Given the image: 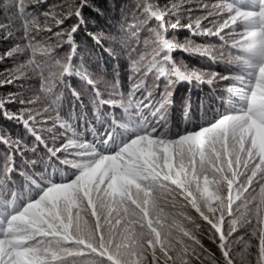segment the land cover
<instances>
[{
	"label": "trees",
	"instance_id": "1",
	"mask_svg": "<svg viewBox=\"0 0 264 264\" xmlns=\"http://www.w3.org/2000/svg\"><path fill=\"white\" fill-rule=\"evenodd\" d=\"M198 1L87 0L80 7L81 0H41L39 3L23 0L27 7L26 12L21 14L16 7L8 6V0H0V81H12L0 86V101L14 98L0 110V238L11 243L16 264H106V261L93 256H72L78 248L75 241L79 238V242H85L82 236L78 237L77 226L86 231L93 242L96 240L94 221L84 213L86 210L77 196L78 183L96 200L98 222L104 229L106 239L110 232L115 235L117 231L133 229L129 225L139 223L140 213L132 204L123 201L121 185L131 184L132 190H137V187L121 175L118 153L121 148L131 150L133 138L138 142L140 139L150 141L157 137L150 133L156 127L151 130L145 127L149 128L165 119L168 120L163 123L171 119L172 124V117H176L175 98L178 103H184L188 98L186 111L190 118L186 114L188 121L181 131L175 133H181L179 139L184 144L200 145L202 148L200 142H193L187 136L224 115H231L232 120L226 125L228 136H231L229 143L243 148L239 141L246 132L247 137L251 136L250 147L255 149L253 156H261V165L264 166V123L247 113H231L234 106L244 104L243 99L228 91L229 87L239 88L238 82L232 79L219 80V77L213 79L214 73L229 77L243 75L238 59L241 54L237 50L240 34L254 37L264 31L258 0H201L197 7L194 2ZM19 2L12 0L14 4ZM229 4L231 10L227 7ZM214 5L223 7L216 8ZM79 7L83 23L73 33L76 45L73 51L72 45L66 42L67 36H57L56 33L71 29L77 23V17H67L57 26L53 16L45 20L44 13L53 12L57 14L56 18H63L69 11L74 12ZM153 12L157 13V18L151 17ZM164 13L169 14L164 16ZM207 13H211L210 16L218 24L204 23ZM233 16L236 22L241 23L239 30L222 31L221 36L203 34L207 28L215 32L225 20L228 21L227 26L232 25ZM198 19L199 29L196 27ZM177 20L180 22L179 27L168 28L170 23ZM37 22L51 31H35ZM130 25H136V28L130 29ZM162 25H165L166 32ZM198 32L200 34H196ZM97 35L99 41L95 38ZM163 39L172 45L171 48L164 46ZM13 48L15 53L7 56ZM168 57L170 60L165 63ZM175 67L189 75L190 82L179 81ZM197 75L201 79L197 80ZM209 79H213V83L209 84ZM89 80L94 82L95 87L88 83ZM36 81L38 89L32 92L29 88L26 92L28 96L25 95L23 89L27 85L24 84L29 82L30 85ZM55 87L64 90L63 102L57 103L58 107H54V111L50 110L37 118L42 114L41 107H48L45 100L56 97ZM72 88L79 92V100ZM214 91L218 92L220 101ZM143 99L146 102L137 111L130 109L137 107L135 101L141 102ZM229 99H232L231 104L227 102ZM30 101H34L31 104L36 111L27 107ZM149 103L152 104L150 113L144 109ZM108 104L121 106L123 110L112 114L108 111ZM199 109L202 112L210 111L200 121L195 120V115L191 113V110ZM21 113L25 120L29 119L27 113L40 120L35 125H25L23 119L14 117H20ZM113 118L114 124L110 126ZM245 118L248 123L240 127ZM51 121H55L53 125L59 129V134L55 136L48 132ZM118 123L130 127L127 133L117 127ZM78 127L87 136L89 132L92 133L93 139L96 133L101 141L96 140L97 144L86 150L80 149L87 141L80 140L81 134L75 132ZM115 129L120 131L117 144L114 140L115 135H118L113 132ZM33 131L48 141L47 146L51 149L49 153L46 152V146L32 152L29 150L38 145L42 147ZM107 133H112V136L106 137ZM55 141H60V145L57 146ZM62 148L67 154L58 157L66 161V166L53 157V153L62 152L58 151ZM234 149L226 148L233 161L237 157L247 159L241 152L235 154ZM39 153L42 156L44 153L47 160L41 158ZM213 154L217 159L220 158L218 150L213 151ZM207 159V154L200 158L197 153L192 165L182 170L186 179L194 181L200 178L201 183L207 177V174H200L204 167L212 175V181H222L225 173L230 175L227 160L223 158L222 171L219 168L214 171ZM221 163L217 162V165ZM31 165L44 170L47 178L39 180L30 172ZM60 170L61 175L57 172ZM239 170L246 173L238 178L239 183L244 185L247 183V174H251V165ZM12 174L17 175L12 177ZM253 183L255 192L241 194L240 199L234 201L231 217L227 216L228 196L231 189L235 199V186L231 184L227 194L223 193V231L226 233L231 230V219L237 220L234 225L236 231L228 238L233 264H257L259 256V228L264 227V224L255 223V210L250 209L249 205L253 195L255 203L259 204V187L264 184V175L258 172ZM17 185L22 189L21 193L14 188ZM161 185L164 184L160 180L156 182L153 195L146 205L149 218L157 221L161 229V242L167 243L176 237L175 229L170 230L169 225L182 223L184 230L196 235L202 246L197 249L199 259L194 257L193 264H212L213 258L215 264H225L223 250L219 246V233L187 204L185 194L178 196L171 192V186L164 185L161 188ZM193 191L199 192L195 185ZM162 192L164 194L161 197ZM139 194V199L143 200L144 196ZM41 201L55 207V217ZM203 206L200 211L205 215L217 219L220 217V214H216V207L209 203H203ZM249 211L253 212L252 216H248ZM133 215L136 218H132ZM245 217L253 222L251 227L243 222ZM27 221L43 227V231L25 228ZM252 227L257 228V236H252ZM44 231L52 236L45 238ZM65 234L67 237H63ZM70 236L72 243L66 244ZM184 242L191 247L190 240L184 238ZM158 256L163 261L159 250ZM145 257L144 264H153L152 259Z\"/></svg>",
	"mask_w": 264,
	"mask_h": 264
},
{
	"label": "snow or ice",
	"instance_id": "2",
	"mask_svg": "<svg viewBox=\"0 0 264 264\" xmlns=\"http://www.w3.org/2000/svg\"><path fill=\"white\" fill-rule=\"evenodd\" d=\"M41 0H32L31 3H39ZM87 0H81L80 7L86 3ZM259 9L261 10V14L264 15V0H258ZM8 6L16 7L18 13L26 12L27 5L23 4V0H20L19 3H12V0H8ZM80 7L77 8L74 12L69 11L67 16L63 18H56L57 14L53 12H45L44 17L45 20L48 19L50 15L55 19L56 25H60L63 23L64 19L67 17L75 16L77 17V23L74 24L71 29L66 32L56 33L57 36H67V43L72 45L73 51L76 48L73 39V33L77 30L79 24L83 23V19L80 13ZM213 7L221 8L223 5H214ZM228 9L231 10V5H227ZM158 9V8H157ZM222 12V11H221ZM219 12L218 14H220ZM169 13H164L163 15H167ZM211 15V13L209 14ZM151 17L157 18V13L153 12ZM207 19V17H204ZM233 23H235V17H232ZM179 20L175 23H170V27L175 28L179 27ZM228 25V21L225 20L219 27L216 28L215 32H212L210 28L204 29V35H217L220 36L221 30L225 29ZM3 27H6L3 25ZM130 29L136 28V25H130ZM165 28V25H162ZM191 28V25L188 26ZM196 27L199 29L200 21L199 19L196 21ZM35 31L43 32V31H51L50 28H46L41 26L39 22L35 25ZM167 29L165 28V32ZM196 34H200L199 32ZM25 38H28V34L26 33ZM95 38L99 41L100 37L97 35ZM223 39L222 37H220ZM239 48L238 52L241 54L238 59L241 68L243 69V75H236L233 77L219 75L217 73L213 74V79L219 77V80L232 79L240 84L239 88H230L228 91L230 93H235L241 99L244 100L243 106H234L231 113H247L248 115L255 117L261 123H264V31H261L259 35L254 37H248L243 34H240V40L238 41ZM166 48L170 45L165 43ZM15 53V48L9 51L6 55L11 56ZM170 60V57L165 58V63ZM180 79H189L188 76L181 74L179 76ZM196 79L199 80L201 77L199 75L196 76ZM213 79H209L207 82L209 84L213 83ZM11 80L0 81V86L3 84L11 83ZM89 84L94 85V82L91 80L88 81ZM254 92V94H253ZM171 96V93L169 94ZM14 100V98H9L8 101H0V110L4 109V106L7 102ZM34 101H30L29 103H33ZM23 103V101H21ZM232 101H229L231 104ZM152 107L151 104L148 105ZM7 116V115H6ZM29 119H23L24 114L21 113L20 117L23 119L25 125L29 124V122L34 119L31 117V114H28ZM232 120L231 115H224L219 120L209 124V126L202 127L200 130L195 131L200 140V144L203 146L202 148L197 147L192 144L184 145L183 142L180 144H173L171 148V156L162 157L159 167L151 162L142 161L138 156H134L129 152L121 153V156L124 159H121L120 162V173L127 180L134 182L137 187V192L141 193L144 196V199H138L129 194V188L132 186L131 184L124 183L121 185V193L122 199L125 200L126 203L132 204L137 211L140 213L139 219L144 223L142 227L147 228V239L136 237V234L133 229H127L125 232L117 231L115 235L113 233H109L108 238H105V232L103 227L100 226L99 222L96 224V240L93 242L91 237L88 235L86 231H84L80 226H77L78 237L82 236L84 239V243L79 242V238L75 243L78 245L76 251L72 254L80 257H89V256H99L102 260L106 261V264H144V257L151 251V258L153 264H161V257L157 255L156 246L159 244V252L162 253L164 259L162 264H193V258L195 257L197 260L199 259V255L197 253L198 248H202L200 245V240L196 238V235L185 231L182 223H176L173 225H169V229L172 228L176 231V237L174 239H170L167 243L161 242L160 240V227L157 226V221L149 218V214L147 212L146 205L149 203V198L152 197L154 191V185L157 181L163 180L168 184L174 183L177 188L181 190V192L191 191L193 185H195L197 191L200 190V178L192 180H186L183 176V172L181 178H177L175 169H182V164L185 160L192 162L196 159L197 153H199L200 158H204L207 154L208 159L207 163H209L210 167L215 171L219 168L221 171L223 170V158L225 156V148L226 147H235L237 152H241L243 155L247 156V159H241L237 157L235 161L232 160L231 156L227 157V163L230 165V175L226 177L227 182L229 184H233L235 190V199L232 195V190L230 189L228 196V205H227V216H233L232 205L235 200H239L241 194L248 193L249 191L255 192V188L253 187L254 177L260 172L264 175V166L261 165V156L256 155L253 156L255 149L250 147L251 144V136L245 138H240L239 143L243 144V148H240L239 145L233 146L229 143L231 140V136H226V125L229 121ZM248 123L247 118L240 124V127H243ZM158 131V130H157ZM212 137L215 140L216 144H212V140L209 139ZM179 136L177 137V140ZM133 147L135 146V138L131 141ZM163 147V145L161 146ZM216 148L219 152V156L222 160L220 165H217V157L213 154V148ZM62 149H58V151H62ZM120 159V157H117ZM177 160L180 162L178 163ZM251 165V174H247V183L241 185L239 183V177L241 175H246V173H242L239 168H248ZM235 178V179H234ZM260 184V183H259ZM165 187L161 185V188ZM260 200L259 204L255 203V196H252V203L249 205L250 209L255 210V223L257 225L264 224V184H260L259 187ZM164 193L162 192L160 195L162 197ZM185 198L189 200V202L194 206V208L198 211L200 218L203 221L209 223L213 229L219 233L220 240V248L223 250V256L225 264H233V260L231 258L230 252V243L228 242V238L231 237L232 233L236 231L234 225L237 223L236 219H231L230 223L233 225L230 231L224 232L222 229V222L225 219L224 212L221 210L220 217L213 218L212 216L205 215L203 212L199 210L198 201L192 200L190 197L185 195ZM80 199L83 200V195L80 196ZM89 201L91 204L90 211H96V200L89 196ZM44 206L53 213V217H55V207L53 205L48 204L46 201H41ZM239 211V208L236 209ZM99 213H97V216ZM253 212L249 211L248 216H252ZM95 218V217H94ZM245 224H248L250 227L252 226V221L248 219V217L244 218L243 221ZM159 229V230H158ZM130 233V235H129ZM252 236H257V228L252 227ZM184 238H187L192 242L191 247L187 243L184 242ZM259 256L257 259V264H264V227L259 228ZM106 257V259H105ZM0 264H16L15 256L13 253L12 245L10 242H7L6 248L2 254H0ZM212 264H215V260L213 258Z\"/></svg>",
	"mask_w": 264,
	"mask_h": 264
},
{
	"label": "rangeland",
	"instance_id": "3",
	"mask_svg": "<svg viewBox=\"0 0 264 264\" xmlns=\"http://www.w3.org/2000/svg\"><path fill=\"white\" fill-rule=\"evenodd\" d=\"M199 2H201V0L198 1V2H194V4H197L198 5L197 7H199ZM191 4H193V1H191ZM205 17H207V19H203V22L204 23H207V24H218L217 20H213L212 16H210L209 13H207V15H205ZM261 20H262V23L264 25V15H261ZM240 26H241L240 21L235 22L232 25H229L225 29L221 30L220 36L223 34L222 31L223 32H226V30H229V29H233V30L237 31V30H239ZM181 33L182 34H185L186 32H181ZM184 37L186 39L185 41L187 42L188 36L186 35ZM225 39H227V38L225 37ZM239 40H240V38H239ZM163 43L165 45V43H167V41L165 39H163ZM171 46L172 45H170L169 47L171 48ZM169 47H167V48H169ZM175 73H176L179 81H182V82H190V79L191 78L189 77V75H187L185 72H183L182 70H180L179 67H175ZM36 74H37V72H36ZM181 74L188 76L189 79H184V80L180 79L179 76ZM28 84H29V82H26L24 85H27V87H25L23 89L24 90L23 93L25 95H27V96H28V94H26V92L29 90V88L32 90V92L33 91H36L38 89L37 81H36V83H32L30 85H28ZM69 88H71V87L69 86ZM229 89H230V87H229ZM54 91L57 94L56 97L53 100H47V99L45 100V102L47 103L48 107L46 108L45 106H42L41 107V111H40V113H42V114L36 116L37 118L38 117H41L44 114H47L50 110L54 111L55 110L54 107H58V106H56V104L57 103L58 104H61L63 102V100H64V94H63L64 90H61V87H59V88H56L55 87ZM72 91H73V94L75 95V97L77 98V100H79L80 94L77 91V89L72 88ZM214 93H215V97H217L218 98V101H220L221 97H219L218 92L217 91H214ZM177 95H179V94H177ZM42 98L43 97L41 96V99ZM175 99H174V104L176 106L174 105V107L176 109V111H175L176 117L175 118L172 117V122L173 123L170 124V120L171 119H169V122L168 123H163L164 121L168 120V119H165V120H163L161 122H158V123H155L154 125H151L149 128L145 127L146 130H151L150 128L156 127L153 131H150V133L155 134V136H157V137H154V139H151L150 141L144 140V139H140V140H138V142L137 141L135 142V146L134 147L132 146V149L131 150L122 149L121 148V151L118 153V156L121 159H124V157L121 156V153H123V152H129L130 154H132L134 156H138L142 161L151 162L152 164H155L157 167H159V164H160V161H161L162 157H164V156H171V148H172V145L174 143L175 144H180L181 142H183L181 139H178L177 140V137L181 133H177V134H175V133L178 132V131H181L183 129V127L185 126V123L188 121V119L186 118V114L190 118V115H189L188 111H186V106H187V103L186 102H187L188 98L185 100L184 103H181V102L178 103ZM230 100L232 101V99H229V100H227V102L229 103ZM55 101H57V102H55ZM145 102H146V99H143L141 102H139L137 100V101H135V103H136L135 106H137V107L136 108H130V109L131 110H134V111H137V108L140 107V106H142ZM105 103H108V102H105ZM149 104H151V103H149ZM149 104H147L144 107V109H145V112H149L150 113L149 106H148ZM122 106H124V105H122ZM27 107L30 108L31 111H36L35 109H33L34 106L31 103L30 104H27ZM108 107H110V109L108 111H111L112 114H116L119 111L123 110V108L121 106H114V105L108 104ZM17 108L20 109L21 107H17ZM209 112H210L209 110H207L205 112H202L200 109L199 110H191L192 115H195V117H196L195 120H198V121H200L202 117H205L206 115H208ZM28 114L29 113H27V115ZM155 114H156V112L153 113L154 116H155ZM37 120H40V119H36V118L35 119H32L31 120V123H29V124L30 125H35L36 124L35 122H37ZM208 120H210V118ZM114 121H115V119L113 118L112 124H110V126H113V124H114L113 122ZM51 122H52V123H50L51 128L48 129V132L52 136L53 135L55 136V135L59 134V129L55 125H53L55 123V121H51ZM117 127H120V130L122 132H124V133H127V131L130 128V127L126 126L125 124H121V123H118L117 124ZM82 128L84 129V127H82ZM75 132L78 133V134H81L80 140H86L87 141L86 144L80 146V149H85L86 150L88 147L93 146V144L96 145L97 144V141L96 140L101 141L98 138V136H96V133H95V136H94V139H93L92 138V133L89 132L88 133V136L89 137H88L84 132H81V128L80 127H78ZM113 132L118 133V135H115V139H114L115 140V144H117L118 143V140L117 139L120 140V137H119L120 131L117 130V129H115V131H113ZM34 133L37 134L36 136L39 139V144L42 147H40L38 145L36 148H32V149H29V150L32 152L35 149L38 150V149H41L44 146H46L45 147L46 150H47L46 152L49 153V151H51V149H49L48 146H47V142L48 141L47 140H44L41 136L38 135V133H36V132H34ZM112 133L111 134H108L107 133L106 137H111L112 136ZM226 136H228L227 129H226ZM246 137H247V133L244 132L242 134L241 138H245L246 139ZM187 138H191L193 140V142H196V143H199L200 142L199 139H198L197 134L195 133V131H192L187 136ZM209 139L212 140V144L213 145L216 144L215 140H213L212 137H209ZM58 142H60V141H55V144L57 146L60 145ZM183 144H184V142H183ZM162 145H163V147H161ZM184 145H187V144H184ZM197 147H200V145L197 146ZM226 148H225V156H224V159L225 160H227V157L231 156L229 154V152L226 150ZM213 151H217L215 147L213 148ZM234 152H235V154L238 153L236 151V148L234 149ZM39 154H41L40 155L41 158H43L45 161L47 160V157H44V155H45L44 153H43V156H42V153H39ZM65 154H67L66 151H62V152H59V153L57 152V153H53V157L56 159V161L58 163H61V165H65L66 166V161L63 158H61V157L59 158L58 157L59 155H65ZM177 162L179 163L180 161L177 160ZM217 162L218 163H221V158L217 159ZM192 163H193V161L192 162H189V161L185 160L184 163L182 164V169H175L177 178H181V175H182L181 172H182V170L183 171L187 170L192 165ZM49 164H52V163H49ZM13 166H15V165H13ZM34 166H37V165H31L29 167V169L31 170L30 172L33 175H35L41 181L44 180V179H46L47 177H46V173L44 172V170H41L40 168L34 167ZM43 166H45V164ZM11 167H12V165H11ZM204 168L201 170L200 174H205V175L207 174V177H205L204 180L200 183L201 188H200L199 192H197V193H195L194 191L192 192V190L191 191H187L186 193L185 192H181V190L179 188H177L174 183L168 184L166 181H163V180H160V182L162 184H164L165 186L166 185L171 186L172 187L171 188V192L172 193H175L178 196L185 194L186 196L190 197L192 200L198 201L199 210L200 209L203 210V208H204L203 203H209V204H211V206L216 207V212H217L216 214H221V210H223V212H224V206H223V199H224V197H223V193H225V195H226L227 194L226 191L231 186V184H229L227 182V179H226V177H228V174L225 173L223 175V180L222 181H212V179H211V176L212 175L211 174H208L207 170L204 169ZM8 169L9 168H7V170ZM52 170L50 169V171H52ZM60 171H57L58 173H60L59 175L62 174V170H60ZM65 172H68V171H65ZM16 175L17 174H12V177H15ZM183 176L186 179V176L185 175H183ZM79 182H80V180H79ZM78 184L80 186L78 187L77 196L80 197L81 195H83L84 199L81 200V205L86 210V212H84V213L87 216H89L91 220L94 221V226H95V230H96V224L98 222V216H97L98 211H97V208H96V211L95 212L90 211L91 204H90V201L88 199L89 198V195L86 193L84 187L81 186L80 183H78ZM14 188H16V190H19L20 193L22 192V189L19 188L18 185L15 186ZM128 191H129V194L131 196H133V197H136L138 199L141 197L140 194L137 192V190H135V189L132 190L131 187L129 188ZM12 200H13V197H12ZM123 201L125 202L124 199H123ZM9 203H11V201H9ZM187 204L191 205V207L195 211H197L194 208V206L189 202L188 199H187ZM132 218H136V216L133 215ZM138 222L139 223H135L134 222V225L130 224L129 226L133 227V230L136 231V235L139 236V238L147 239V228L146 227H142V224L144 222L139 219V216H138ZM24 227L27 228V229H30V230H34V231H40V232L43 231V227H41V226H38L37 227L34 224L33 221H27V222H25ZM50 230H52L51 227H50ZM44 234H45V238H50L49 236H52L51 234H49L46 231H44ZM63 237H67V235L65 234ZM67 239H68L67 241H65V239H63V241L67 242L66 244H71L72 243L71 236L68 237ZM68 241H69V243H68ZM80 243H82V242L80 241ZM6 245H7V242H5L3 239L0 238V254H2L4 252V250L6 248ZM156 249H157V255H158L159 244L156 246ZM72 256H75V255H72ZM93 257L96 258L97 260H101V258L99 256H93ZM145 258L152 259L151 258V251L148 252V254H147V256ZM161 263H162V260H161Z\"/></svg>",
	"mask_w": 264,
	"mask_h": 264
}]
</instances>
